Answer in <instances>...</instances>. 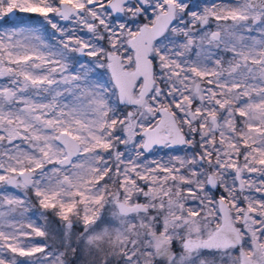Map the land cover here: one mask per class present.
Here are the masks:
<instances>
[{"label": "snow or ice", "instance_id": "1", "mask_svg": "<svg viewBox=\"0 0 264 264\" xmlns=\"http://www.w3.org/2000/svg\"><path fill=\"white\" fill-rule=\"evenodd\" d=\"M0 264H264V0H0Z\"/></svg>", "mask_w": 264, "mask_h": 264}]
</instances>
